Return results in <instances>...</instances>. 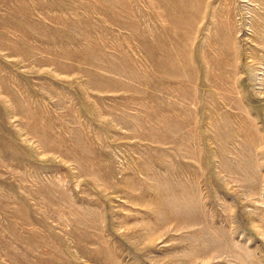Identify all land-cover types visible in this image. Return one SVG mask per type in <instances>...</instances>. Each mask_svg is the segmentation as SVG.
<instances>
[{"label": "rangeland", "instance_id": "1", "mask_svg": "<svg viewBox=\"0 0 264 264\" xmlns=\"http://www.w3.org/2000/svg\"><path fill=\"white\" fill-rule=\"evenodd\" d=\"M0 264H264V0H0Z\"/></svg>", "mask_w": 264, "mask_h": 264}]
</instances>
